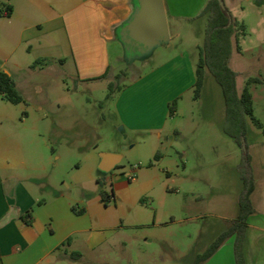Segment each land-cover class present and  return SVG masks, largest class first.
I'll return each mask as SVG.
<instances>
[{"label":"rangeland","instance_id":"1","mask_svg":"<svg viewBox=\"0 0 264 264\" xmlns=\"http://www.w3.org/2000/svg\"><path fill=\"white\" fill-rule=\"evenodd\" d=\"M233 14L240 23L229 65L238 74L239 93L248 86L249 79L262 80L248 87L254 98V115L264 125V0L242 1ZM199 40L203 45V34ZM165 49L144 56L125 53L121 61H114L115 70L108 73L106 81L93 86L78 85L74 67L63 68L59 62L54 66L34 62L27 68V60L25 69L14 73L24 94V102L18 106L20 115L26 112L37 119L45 114V132L53 122L60 126L46 137L44 153L52 162L44 181L53 184L59 193L71 196L77 211L92 205L112 215L119 214L121 206L126 215L122 222L125 227H105L99 234L94 232V237L105 241L96 250L86 248L84 238L78 239L87 264L99 257L108 261L140 259L144 264H164L163 260L167 264H192L194 257L207 250L239 215L243 189L239 167L245 146L252 155L259 183L260 199L256 198L251 224H264L263 130L247 118L248 134L243 147L224 132L225 99L212 74L206 76L201 100L195 99L193 89L180 102L178 115L173 117L169 111L160 143L157 133L124 132L115 96L165 62L161 54ZM5 105L0 100V106ZM175 129L181 131V136L174 134ZM103 152L122 156V162L111 173L99 170ZM130 172L136 180H128ZM114 175L121 181L114 185L120 205L116 207L113 202L108 209L99 202L100 192L112 194L110 180ZM145 237L149 239L147 243ZM126 264L133 263L128 259Z\"/></svg>","mask_w":264,"mask_h":264},{"label":"crops","instance_id":"2","mask_svg":"<svg viewBox=\"0 0 264 264\" xmlns=\"http://www.w3.org/2000/svg\"><path fill=\"white\" fill-rule=\"evenodd\" d=\"M163 1L170 41L154 50L166 48L161 52L166 61L115 96L124 132L157 133L158 143L168 124L170 103L177 101L174 117L179 113L180 102L195 87L202 46L199 38L203 34L205 40L208 25V16L201 13L209 2ZM242 1L252 0H224V3L232 15ZM137 8V0H0V71L11 76L21 96L24 94L14 73L22 72L27 60V68L41 61L50 66L58 62L63 68L73 66L78 85L93 86L106 81L108 73L115 70L114 61H121L126 53L120 32ZM242 25L245 37L246 24ZM205 91L206 80L199 100ZM0 100L6 104L0 106V264H87L78 239L84 238L85 247L92 251L103 245L105 241L94 237V232L99 234L105 227H125L122 207L119 214L112 215L108 210H95L92 205L77 211L71 196L59 193L53 184L44 181L47 166L52 162L44 153L46 137L60 126L53 122L48 128L50 132H45L43 124L48 119L45 114L37 119L26 112L20 115L21 103L13 104L1 96ZM174 134L182 133L175 129ZM100 163L101 157L98 167ZM252 164L256 181L252 202L256 209L259 183L255 163ZM118 178L114 175L110 180L113 189L110 204L114 202L116 207L120 205L114 191V185L121 184ZM261 199L263 202L264 190ZM122 200L128 201L125 197ZM99 202L104 204L101 197ZM254 215L248 220L242 245L244 260L245 264H264V224H251ZM144 241L147 243L148 237ZM141 247L139 243L140 250ZM206 251L197 254L192 264H197ZM128 259L133 264H144L140 259ZM126 260L108 261L99 257L88 264H126ZM200 264H238L236 237L229 238Z\"/></svg>","mask_w":264,"mask_h":264},{"label":"trees","instance_id":"3","mask_svg":"<svg viewBox=\"0 0 264 264\" xmlns=\"http://www.w3.org/2000/svg\"><path fill=\"white\" fill-rule=\"evenodd\" d=\"M12 12L8 9V15ZM202 16H208V25L204 44L199 47V61L196 68L195 98L199 99L208 73L212 74L223 90L226 105V121L224 132L241 147L244 146L248 134L247 118L263 130L264 125L254 115V98L249 85L262 82L259 78H251L248 86L239 93L237 88L238 74L229 63L233 52V39L238 38L237 22L229 10H223L218 0H209L203 9ZM245 35V31L243 36ZM238 51H241L238 45ZM112 89V85H110ZM0 96L13 104L24 102V98L18 92L11 76L0 71ZM177 101L170 104L171 116L175 114ZM159 156V155H157ZM253 158L247 146L244 147V155L240 164V175L243 181V189L239 196V215L228 230L223 232L214 241L207 251L199 256L197 264L210 258L229 238L236 237V255L238 264H245L242 245L246 236L249 218L256 213L252 202L256 181L253 170ZM113 193V189H112ZM100 197L104 205L109 206L112 194L102 190ZM80 257V253H76Z\"/></svg>","mask_w":264,"mask_h":264},{"label":"water","instance_id":"4","mask_svg":"<svg viewBox=\"0 0 264 264\" xmlns=\"http://www.w3.org/2000/svg\"><path fill=\"white\" fill-rule=\"evenodd\" d=\"M138 8L131 20L121 29L120 39L126 54L144 56L170 41V29L163 0H137ZM226 10L224 0H218ZM100 172L109 173L121 163L122 156L102 153Z\"/></svg>","mask_w":264,"mask_h":264},{"label":"built area","instance_id":"5","mask_svg":"<svg viewBox=\"0 0 264 264\" xmlns=\"http://www.w3.org/2000/svg\"><path fill=\"white\" fill-rule=\"evenodd\" d=\"M129 179H130L131 181L136 180V177H135V175H134L133 172L130 173V175H129Z\"/></svg>","mask_w":264,"mask_h":264}]
</instances>
